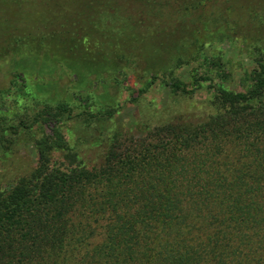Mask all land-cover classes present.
<instances>
[{
  "label": "trees",
  "instance_id": "1",
  "mask_svg": "<svg viewBox=\"0 0 264 264\" xmlns=\"http://www.w3.org/2000/svg\"><path fill=\"white\" fill-rule=\"evenodd\" d=\"M85 1L110 12L106 22L115 33L107 44L108 67L148 56L150 42L169 38L143 23L145 12L157 10L158 0H76L75 8ZM189 1L193 9H202L208 0H178L180 9H187ZM224 1L222 37L232 24L246 28L245 18L233 16L229 8L236 1L253 30L249 37L264 39V0ZM63 6L62 1L57 7ZM130 8L142 12L136 18L123 15ZM53 35L47 57L76 56L86 62L83 53H95V46L88 47L89 41L73 32ZM192 40L197 54L203 38ZM30 47L31 54L35 44ZM262 55L232 86L226 74L214 71L213 77L206 67L200 74L191 69L184 81L173 73L180 58L164 69H147L138 89L131 90L126 72L116 70L114 85L135 97L158 82L174 95L204 91L207 109L196 123L150 132L156 146L130 140L119 153L121 145L111 135L110 151L93 165L77 142L65 139L62 128L73 117L83 127L109 121L117 108L94 107L87 95H76L77 105L35 100L24 74L13 70L8 86L0 89V145L8 134L33 128L40 134L33 143L35 167L0 190V264H264ZM28 97L29 105L17 106ZM5 100L16 106L7 108Z\"/></svg>",
  "mask_w": 264,
  "mask_h": 264
},
{
  "label": "rangeland",
  "instance_id": "2",
  "mask_svg": "<svg viewBox=\"0 0 264 264\" xmlns=\"http://www.w3.org/2000/svg\"><path fill=\"white\" fill-rule=\"evenodd\" d=\"M62 1L65 6L57 7ZM75 1L44 0L42 6L38 0H4L0 3V89L8 86L11 72L16 69L24 74L25 83L35 100L48 103L64 100L77 105L76 95L83 98L87 95L90 97L88 102L95 103L94 107L117 108L109 121L83 127L79 117H73L63 126L65 139L77 142L88 165L97 164L110 151L107 140L110 142L111 135L115 144L118 142L121 145L119 153L130 140L144 139V142L156 146L150 139V132L164 126L171 128L188 122L196 123L203 118L200 116L202 110L207 109L204 91H198L191 97L174 95L158 82L145 94L135 97L125 88L114 85L111 78L116 70L126 72L125 83L131 90L138 89L147 76V69H164L169 61L180 58V65L173 73L184 81H188L191 69L200 74L206 67L213 77L217 71L226 74L232 86L264 53V39L249 37L253 30L249 28L243 4L234 1L229 8L233 16L242 20L245 18L246 28L232 24L233 29L222 37L218 30L226 18L224 0H208L202 9H193L189 1L184 3L187 6L184 10L180 9L179 3L182 5V2L178 0H158L157 10L145 12L148 14L143 23L148 30H154L156 34L161 31L169 38L150 42L148 56L140 55L141 58L127 63L120 62L116 68L108 67L107 44L115 33L113 28L111 32L106 22L110 12L103 7H91L87 1L85 6L75 8ZM50 4L53 7L50 8ZM130 9L122 14L136 18L142 12L140 8ZM182 13L185 14L183 18ZM142 28L139 26L137 30L140 34ZM59 31L73 32L81 39L86 38L88 47L95 46L92 49L95 53L92 56L83 53L86 62H81V58L76 56L65 59L58 55L47 57L53 33ZM196 36L199 39L202 37L204 42L200 51L194 54L192 37ZM29 44L31 47L35 44V51L32 50L31 54ZM202 57H206L207 61H202ZM234 89L240 90L236 85ZM4 103L7 108L15 105L10 100ZM29 103V97L23 98L17 106ZM77 111L78 108L73 113L77 114ZM39 134V129L33 128L17 135H6L0 145V190L7 189L35 167L37 156L33 143Z\"/></svg>",
  "mask_w": 264,
  "mask_h": 264
}]
</instances>
